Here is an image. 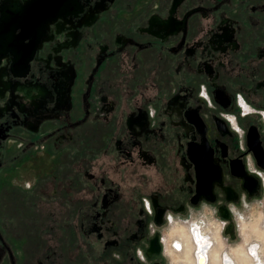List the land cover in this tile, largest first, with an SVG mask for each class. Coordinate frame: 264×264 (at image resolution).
<instances>
[{"label":"flooded vegetation","instance_id":"flooded-vegetation-1","mask_svg":"<svg viewBox=\"0 0 264 264\" xmlns=\"http://www.w3.org/2000/svg\"><path fill=\"white\" fill-rule=\"evenodd\" d=\"M256 208L264 0H0V264H264Z\"/></svg>","mask_w":264,"mask_h":264},{"label":"rangeland","instance_id":"rangeland-1","mask_svg":"<svg viewBox=\"0 0 264 264\" xmlns=\"http://www.w3.org/2000/svg\"><path fill=\"white\" fill-rule=\"evenodd\" d=\"M258 205V204H257ZM264 217V214H262V210L260 209V208H256L255 210H254V215H251L250 214V216H249V219H250V217H252V219H253V221H255V222H260L259 220H261L260 218L261 217ZM259 236H260V232H259ZM261 238V237H260ZM263 240V239H262Z\"/></svg>","mask_w":264,"mask_h":264},{"label":"bare ground","instance_id":"bare-ground-1","mask_svg":"<svg viewBox=\"0 0 264 264\" xmlns=\"http://www.w3.org/2000/svg\"><path fill=\"white\" fill-rule=\"evenodd\" d=\"M249 225H250V224H249ZM256 225H257V223H256ZM253 230H254V228H253ZM260 237H261V239H264V233H263L262 231L260 232ZM246 239H247V238H246ZM219 243H221V242H219ZM263 244H264V242H263ZM263 244H262V245H263ZM220 245L222 246V243H221ZM208 249H209V248H208ZM208 249H207V250H208ZM217 249H218V248H217ZM255 249H256V248H255ZM243 250H244V249H243ZM215 251H216V250H215ZM252 251H253V250H252ZM246 252H247V251H246ZM246 252H245V254H246ZM257 252H258V251H257ZM213 253H214V252H213ZM243 253H244V251L242 252V255H245V254H243ZM214 254H216V253H214ZM239 254H240V253H239ZM247 255H248V254H247ZM250 255H252V254H250ZM259 255H260V254H259ZM213 257H214V256H213ZM244 257H246V256H244ZM244 257H243V258H244ZM210 259H211V258H210ZM244 259H246V258H244ZM247 259H248V260L250 259L249 256H248ZM214 260H217V258H214ZM241 260H242V259H241ZM253 260H254V258H253ZM217 261H218V260H217ZM242 261L246 262V260H242ZM248 262H250V260H249ZM248 262H247V263H248ZM254 262H255V261H254ZM214 263H215V262H214ZM247 263H246V264H247ZM248 264H250V263H248ZM255 264H256V263H255ZM260 264H263L262 259H260Z\"/></svg>","mask_w":264,"mask_h":264},{"label":"clouds","instance_id":"clouds-1","mask_svg":"<svg viewBox=\"0 0 264 264\" xmlns=\"http://www.w3.org/2000/svg\"><path fill=\"white\" fill-rule=\"evenodd\" d=\"M238 103L241 105V106H245V100L244 98L241 96L238 98Z\"/></svg>","mask_w":264,"mask_h":264}]
</instances>
